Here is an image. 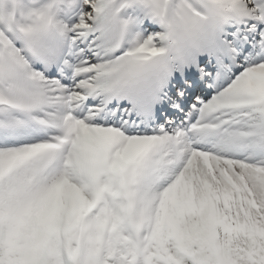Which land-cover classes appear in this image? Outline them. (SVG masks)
<instances>
[{
  "label": "snow or ice",
  "instance_id": "6c2138e0",
  "mask_svg": "<svg viewBox=\"0 0 264 264\" xmlns=\"http://www.w3.org/2000/svg\"><path fill=\"white\" fill-rule=\"evenodd\" d=\"M0 264H264V0H0Z\"/></svg>",
  "mask_w": 264,
  "mask_h": 264
}]
</instances>
